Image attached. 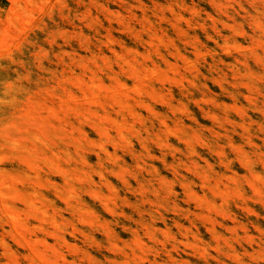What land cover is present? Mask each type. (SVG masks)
Masks as SVG:
<instances>
[{
    "label": "rangeland",
    "instance_id": "rangeland-1",
    "mask_svg": "<svg viewBox=\"0 0 264 264\" xmlns=\"http://www.w3.org/2000/svg\"><path fill=\"white\" fill-rule=\"evenodd\" d=\"M0 264H264V0H0Z\"/></svg>",
    "mask_w": 264,
    "mask_h": 264
},
{
    "label": "bare ground",
    "instance_id": "bare-ground-1",
    "mask_svg": "<svg viewBox=\"0 0 264 264\" xmlns=\"http://www.w3.org/2000/svg\"><path fill=\"white\" fill-rule=\"evenodd\" d=\"M190 70H191V69H190ZM146 108H147V107H146ZM121 109H122V108H121ZM121 109H120V110H121ZM76 113H77V112H76ZM127 113H128V112H127ZM127 113H126V114H127ZM128 114H131V113H128ZM90 115L95 116V115H93V114H91V113H90ZM97 117H98V116H97ZM102 117H103V116H102ZM97 119H98V118H97ZM102 120H103V119H102ZM104 120H106V117L104 118ZM160 122H161V121H160ZM162 122H163V120H162ZM77 129H78V128H77ZM116 130H117V129H116ZM117 131H118V130H117ZM102 132H103V131H102ZM118 135H119V134H118ZM120 136H121V135H120ZM104 137L106 138L107 136H104ZM121 139H122V138H121ZM52 143H54V142H52ZM77 144H78V143H77ZM73 169H74V168H73ZM82 172H83V171H82ZM66 190H67V189H66ZM71 191H74V190H71ZM2 194H3V193H2ZM16 194H18V193H16ZM36 200H37V199H36ZM36 200H34V201H36ZM37 202H39V201L37 200ZM39 203H40V202H39ZM28 209H29V208H28ZM30 210H31V209H30ZM4 211H5V210H4ZM8 211H11V210L8 209ZM8 211H7V212H8ZM7 212H6V213H7ZM9 213H10V212H9ZM12 213H13V212H12ZM19 213H21V212H19ZM19 213H18V214H19ZM10 214H11V213H10ZM15 214H17V212H16ZM15 214H14V215H15ZM22 214H23V213H22ZM14 224H17V223L14 222Z\"/></svg>",
    "mask_w": 264,
    "mask_h": 264
}]
</instances>
